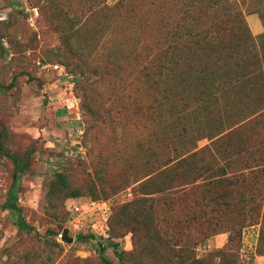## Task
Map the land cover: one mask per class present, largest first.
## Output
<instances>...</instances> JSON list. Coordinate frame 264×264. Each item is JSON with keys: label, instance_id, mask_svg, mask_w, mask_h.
Returning a JSON list of instances; mask_svg holds the SVG:
<instances>
[{"label": "trees", "instance_id": "1", "mask_svg": "<svg viewBox=\"0 0 264 264\" xmlns=\"http://www.w3.org/2000/svg\"><path fill=\"white\" fill-rule=\"evenodd\" d=\"M29 1L39 8L44 27L53 29L58 36L61 46L54 45L51 50L66 72L71 73L74 92L81 99L90 126L101 124L109 130L107 152L100 160L132 169L133 173L142 169L138 178L143 180L137 184L139 192L132 200L120 204L113 217L121 219L133 212L143 217L154 233L157 213L166 211L162 216L165 217L175 209L176 201L170 191H180L178 198L185 215L180 248H184L186 255L191 252L189 249L193 252L195 244L222 232L221 229H230L226 224H214L215 213L208 211L210 201L219 196H227L220 199L223 206L220 215L238 214L243 220L249 215L251 221L262 215L264 219V194L215 189L240 184L226 175L223 167L218 170L209 165L203 157L209 146L199 148L197 144L205 137L215 144L222 141L220 134L237 123L212 122L217 119L214 112L220 103L236 101L245 111L244 116L256 114L255 120L264 115V0H249L251 13L258 15L263 26L257 37L246 26L234 0H174L178 3L175 16L161 9L165 0L156 1L150 41L145 37L148 22L136 9L151 10L146 0H120L114 5L107 0ZM42 60L48 62L46 58ZM6 88L0 83V92ZM94 92L96 98L103 97L99 105L93 100ZM128 92H132V101L126 99ZM64 112L65 109L60 111ZM197 113H204L208 128H198L188 121ZM31 152V149L24 153L13 151L8 130L0 127V161L9 158L13 164L3 206L17 213L14 224L21 234L34 230L16 203ZM100 173L96 170L97 175ZM251 173L252 185L264 186V162L251 169ZM126 178L121 187L128 184ZM199 178H204L203 182H196ZM45 187L50 215L65 221L69 214L57 212V201L81 194L71 187L63 171H55L45 181ZM200 187L204 188L201 196L188 201L185 196ZM112 207L111 204L104 221L107 237L112 231L109 229ZM60 231L47 229L57 246L60 244L55 237ZM99 236L104 237L101 232ZM94 237L97 236L91 231L76 238L86 241ZM111 245L121 264H125L123 257L127 251L118 250V242ZM106 246L98 242L100 261L114 264L104 254ZM154 259L162 264V259L169 258ZM202 261L188 257L179 264Z\"/></svg>", "mask_w": 264, "mask_h": 264}, {"label": "rangeland", "instance_id": "2", "mask_svg": "<svg viewBox=\"0 0 264 264\" xmlns=\"http://www.w3.org/2000/svg\"><path fill=\"white\" fill-rule=\"evenodd\" d=\"M118 1L120 0H107V3L114 5ZM146 1L151 10L136 9L140 12L139 16L148 22L145 37L150 41L153 27L151 19L156 12L154 2L159 0ZM173 1L165 0V4L161 6L170 16L178 14V3ZM234 2L244 15L246 26L257 37L263 32V26L258 15L251 13L249 0ZM44 26L39 8L29 0H0V35H5L0 39V83L7 86L5 91L0 92V127L8 130L13 151L24 153L32 150L30 164L20 179L21 187L16 203L23 218L34 228L27 234L18 233L14 224L17 213L3 206L12 179L13 164L9 158H2L0 264H102L97 252L98 242L107 245L104 254L114 264H121V261L114 253L112 242L119 243L118 250L127 251L123 257L125 264H158L154 259L157 256L169 258L162 259V264H179L188 260V257L203 260L201 264H264L262 215L253 221L249 215L246 220L238 214L220 215L219 212L223 209L220 199H226L227 196H219L210 201L208 211L215 213L212 219L214 224H226L230 229H221L222 232L195 244L193 252L192 249L187 252L189 256L183 247L180 248L183 243L180 241L185 233V215L178 198L180 191L169 190L176 201L175 209L165 217L162 216L166 211L157 213L154 233L149 230L144 218L137 217L133 212L121 219L113 217L120 204L132 200L139 192L137 184L143 180L139 179L142 169L137 168L133 173L132 169L119 164L108 165L100 160L107 152L109 130L101 124L90 126L91 121L83 110L79 97V109L71 108V95L77 98L71 78L59 70L41 68L38 65V61L44 58L52 64H61L51 50L54 45L61 46L58 36L53 29ZM14 77L16 79L13 80ZM127 95L129 97L126 99L132 101V92ZM93 97L97 105L103 100L100 96L96 98L95 92ZM237 103H220L217 113L214 112L217 119L212 122L215 125L237 122L234 127L220 134L223 136L222 141L215 144L213 139L205 137L198 140L197 144L199 148L209 146L210 149L205 150L203 155L209 165L218 170L223 167L226 175L233 176L240 184L234 188L227 185V188L215 189L238 192L254 190L264 194L263 185H252L254 174L251 173V169L264 162V115L257 120L256 114L246 113L245 117V111ZM63 109L65 112L60 113ZM131 110L132 108L129 112ZM188 121L198 128H208L205 126L204 113L192 115ZM229 130L231 131L226 134ZM218 137L219 135L215 138ZM98 169L100 175L96 174ZM55 171L65 172L71 187L81 194L62 202L57 201V212L69 214L65 221L52 217L47 207L45 181ZM125 177L128 184L121 187V181ZM203 180L204 178H199L196 182ZM116 186L119 188L113 191ZM203 189L200 187L195 193L191 192L185 197L188 201L198 198ZM98 199H110L108 209L112 204L113 215L109 229L112 231L108 237H100L99 233H94L97 237L79 241L76 238L78 234H87L92 230L99 232L102 222L106 221L108 209L106 211V204L102 203L91 206L89 213L79 221L71 217L73 206H84L89 201ZM65 227L69 228L73 241L54 245V236L47 233V229L58 232Z\"/></svg>", "mask_w": 264, "mask_h": 264}, {"label": "built area", "instance_id": "3", "mask_svg": "<svg viewBox=\"0 0 264 264\" xmlns=\"http://www.w3.org/2000/svg\"><path fill=\"white\" fill-rule=\"evenodd\" d=\"M38 65L41 68L50 67V68L59 70L60 73L64 72L67 77H69V78L72 79V75L71 74H68L65 71V68L62 65H60V64H56V63L55 64H52V63L46 62L44 60H39L38 61ZM71 85H72V83H71ZM71 94H72V92H71ZM71 96H72L71 97V108L74 107L76 110H78L79 109V102H78L79 100L74 95H71ZM101 203L102 204H106V211H107L108 205L110 204V199L109 200H100V201H89L87 203V205H84V206L83 205H77V204L74 205L73 206V209L71 211V217H72V219H75L76 218L77 220L81 221V219L83 218V216L86 215L87 213H89L91 206H95V205H98V204H101ZM94 225L95 224H93L92 227H94ZM100 228H101L100 229L101 230L100 232L103 234V236H107L104 233L106 231V229H107V226L105 225V222H102V225L100 226ZM93 231L94 230H92V232ZM100 232H94V233H100ZM63 237H64L63 232L60 231L56 235L55 239H56V241H58L60 243H63Z\"/></svg>", "mask_w": 264, "mask_h": 264}, {"label": "water", "instance_id": "4", "mask_svg": "<svg viewBox=\"0 0 264 264\" xmlns=\"http://www.w3.org/2000/svg\"><path fill=\"white\" fill-rule=\"evenodd\" d=\"M62 232L64 235L63 237L64 243H67V244L71 243L73 241V238L72 236L69 235V228L68 227L63 228Z\"/></svg>", "mask_w": 264, "mask_h": 264}]
</instances>
